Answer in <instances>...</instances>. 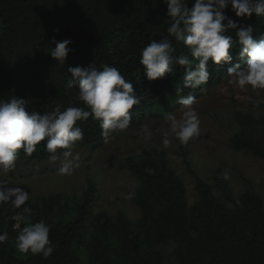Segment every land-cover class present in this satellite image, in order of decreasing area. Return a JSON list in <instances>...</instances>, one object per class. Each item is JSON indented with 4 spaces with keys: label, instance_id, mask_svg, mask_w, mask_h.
I'll list each match as a JSON object with an SVG mask.
<instances>
[{
    "label": "trees",
    "instance_id": "trees-1",
    "mask_svg": "<svg viewBox=\"0 0 264 264\" xmlns=\"http://www.w3.org/2000/svg\"><path fill=\"white\" fill-rule=\"evenodd\" d=\"M227 14L240 19L230 10ZM241 22L253 25L254 37L264 32V16L253 13ZM169 23L162 0H0V99L26 98L30 112L50 111L56 103L82 106L76 100L77 90L65 87L67 67L94 61L98 67H117L133 84L140 104L130 110V125L137 126L150 116H165L178 104L176 88L183 87V69L176 65L173 75L149 81L139 56L148 42L168 35ZM227 34L235 38L234 30ZM53 37L73 41L64 65L49 53L55 46L50 42ZM173 43L176 55L191 58L183 44L174 39ZM238 53L236 47L233 64L241 62ZM231 66L209 62L208 83L195 90L183 88L181 94L205 91L219 83ZM78 123L84 140L77 144L91 151L105 144L97 121L90 117ZM236 123L232 149L264 160V112L238 111ZM48 156L42 142L31 157L22 150L19 157L44 160ZM181 156L196 180L197 199L192 207L167 154L151 144L141 154L123 159L140 181L131 198L140 208L139 219L132 220L122 210L115 215L93 214L97 184L91 178L81 197L64 192L30 195L26 205L30 211H24V206H0V231L6 230L9 236L0 243V264H168L161 247L170 242L175 244L178 264H264V199L251 190L236 197L229 181L221 178L220 168L212 175L221 190L216 195L211 184L192 169L188 145L181 147ZM147 169H154L155 174ZM17 212H22L24 221L11 219ZM40 219L51 225L55 250L47 259L21 254L14 245L19 231L15 225Z\"/></svg>",
    "mask_w": 264,
    "mask_h": 264
},
{
    "label": "clouds",
    "instance_id": "clouds-1",
    "mask_svg": "<svg viewBox=\"0 0 264 264\" xmlns=\"http://www.w3.org/2000/svg\"><path fill=\"white\" fill-rule=\"evenodd\" d=\"M166 5V16L170 23L166 29L168 35L148 42L140 52L139 64L144 76L153 81L166 74L173 75L175 66L183 69L182 86L176 88V103L180 105L179 116L168 112L164 119L169 122V131L163 136V144L169 145V133L187 146L201 135L200 114L194 107L196 95H182L183 88L195 90L208 83L212 72L209 62L217 66L231 64L227 68L228 84L244 90H264V32L253 36L252 24L242 23L252 16H264V0H162ZM191 3V6H189ZM231 11L239 20L230 17ZM234 30L235 38L227 34ZM59 32V29L55 30ZM171 37L172 39H170ZM177 44H183L189 55H176ZM55 46L49 51L58 64L64 65L73 51L69 45L71 38L50 41ZM239 47V60L232 63V51ZM67 89H76V100L82 106L70 103L68 106L56 103L50 111H28L26 98L12 95L7 100L0 99V206L9 205L14 209L30 211L26 205L30 192L20 185L12 184L11 177L16 170L20 150L27 157L37 151L43 142L48 159L59 164L57 172L61 176H70L80 167V155L74 152L78 142L84 140V131L78 122H86L90 117L97 121L100 135L107 143L114 134L129 128L134 105L140 104L135 89L121 71L108 64L97 66L90 64L68 66ZM207 90V89H206ZM205 90V91H206ZM237 114V113H236ZM141 123V122H140ZM140 125V124H139ZM138 126V125H137ZM144 140L152 138L148 124L141 128ZM155 174L154 169L146 170ZM221 178L230 179L225 170ZM134 191L126 194L131 199ZM20 222L25 220L22 212L11 217ZM19 229L14 245L21 254L42 255L47 259L55 248L50 239L51 225L40 219L29 220ZM9 239L6 230L0 231V243Z\"/></svg>",
    "mask_w": 264,
    "mask_h": 264
},
{
    "label": "rangeland",
    "instance_id": "rangeland-1",
    "mask_svg": "<svg viewBox=\"0 0 264 264\" xmlns=\"http://www.w3.org/2000/svg\"><path fill=\"white\" fill-rule=\"evenodd\" d=\"M228 76L211 85L195 97L194 107L201 118V135L188 144L189 160L198 176L208 181L212 191L221 195L212 177L213 171L220 168L229 173L230 186L236 197L247 190L254 191L264 199V160L245 151H235L230 138L238 130L236 113L238 111L264 112V90H244L228 84ZM180 105H174L170 112L179 116ZM148 124L152 138L144 140L141 128ZM169 131V122L164 116H150L138 126H129L122 133L114 134L101 148L90 149L76 145L74 152L80 155V167L70 176H61L59 166L49 159L36 160L19 157L12 184L28 189L31 196L64 192L81 197L88 188V179L97 184V194L93 203V214L107 212L110 215L122 210L132 219H139L140 208L126 198L130 191H136L140 181L124 164L130 155H139L148 145L163 150L171 166L182 178L187 195L188 206L192 207L197 199L196 180L181 156V145L169 133L170 143L163 144V134ZM175 244L168 243L161 250L168 257V264H178L174 256Z\"/></svg>",
    "mask_w": 264,
    "mask_h": 264
}]
</instances>
